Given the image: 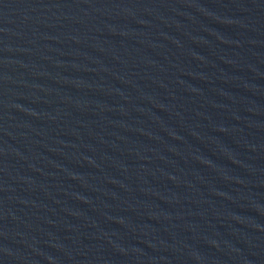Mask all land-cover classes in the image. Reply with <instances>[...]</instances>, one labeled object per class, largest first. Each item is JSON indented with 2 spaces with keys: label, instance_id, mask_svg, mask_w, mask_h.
I'll return each instance as SVG.
<instances>
[{
  "label": "water",
  "instance_id": "obj_1",
  "mask_svg": "<svg viewBox=\"0 0 264 264\" xmlns=\"http://www.w3.org/2000/svg\"><path fill=\"white\" fill-rule=\"evenodd\" d=\"M0 264H264V0H0Z\"/></svg>",
  "mask_w": 264,
  "mask_h": 264
}]
</instances>
